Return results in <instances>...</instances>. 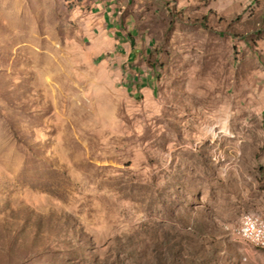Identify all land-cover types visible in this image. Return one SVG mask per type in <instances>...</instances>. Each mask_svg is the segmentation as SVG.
I'll return each mask as SVG.
<instances>
[{"label": "rangeland", "instance_id": "374dc122", "mask_svg": "<svg viewBox=\"0 0 264 264\" xmlns=\"http://www.w3.org/2000/svg\"><path fill=\"white\" fill-rule=\"evenodd\" d=\"M264 0H0V264H264Z\"/></svg>", "mask_w": 264, "mask_h": 264}, {"label": "built area", "instance_id": "2783aa9c", "mask_svg": "<svg viewBox=\"0 0 264 264\" xmlns=\"http://www.w3.org/2000/svg\"><path fill=\"white\" fill-rule=\"evenodd\" d=\"M235 238L255 236L264 242V216L248 215L242 217V222H238L233 229Z\"/></svg>", "mask_w": 264, "mask_h": 264}, {"label": "bare ground", "instance_id": "6f19581e", "mask_svg": "<svg viewBox=\"0 0 264 264\" xmlns=\"http://www.w3.org/2000/svg\"><path fill=\"white\" fill-rule=\"evenodd\" d=\"M248 215H254V216H264V215H257L249 212L242 213L239 218V222H242V217H246ZM239 239L251 242L253 244H256L258 246L264 247V242H261L258 240L255 236H247V237H240Z\"/></svg>", "mask_w": 264, "mask_h": 264}]
</instances>
